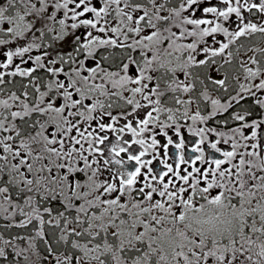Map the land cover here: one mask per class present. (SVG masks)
<instances>
[{"label": "snow or ice", "instance_id": "obj_1", "mask_svg": "<svg viewBox=\"0 0 264 264\" xmlns=\"http://www.w3.org/2000/svg\"><path fill=\"white\" fill-rule=\"evenodd\" d=\"M0 264H264V0H0Z\"/></svg>", "mask_w": 264, "mask_h": 264}]
</instances>
